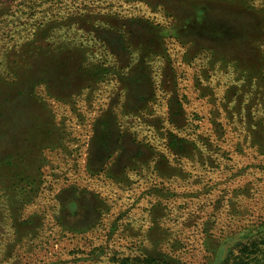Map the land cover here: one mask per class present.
<instances>
[{"label": "rangeland", "instance_id": "1", "mask_svg": "<svg viewBox=\"0 0 264 264\" xmlns=\"http://www.w3.org/2000/svg\"><path fill=\"white\" fill-rule=\"evenodd\" d=\"M264 264V0H0V264Z\"/></svg>", "mask_w": 264, "mask_h": 264}, {"label": "trees", "instance_id": "2", "mask_svg": "<svg viewBox=\"0 0 264 264\" xmlns=\"http://www.w3.org/2000/svg\"><path fill=\"white\" fill-rule=\"evenodd\" d=\"M147 261H149V262H153V263H151V264H161V263H156V262H158V261L155 260V259H153L152 257L147 258ZM223 264H228V262H227V263L223 262Z\"/></svg>", "mask_w": 264, "mask_h": 264}]
</instances>
